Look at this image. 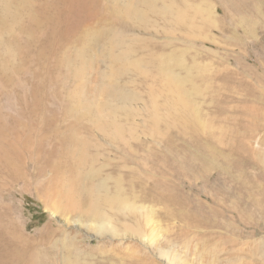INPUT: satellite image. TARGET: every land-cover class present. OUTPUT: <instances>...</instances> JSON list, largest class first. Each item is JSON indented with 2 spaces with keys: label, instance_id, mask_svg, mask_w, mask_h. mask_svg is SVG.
I'll return each instance as SVG.
<instances>
[{
  "label": "rangeland",
  "instance_id": "374dc122",
  "mask_svg": "<svg viewBox=\"0 0 264 264\" xmlns=\"http://www.w3.org/2000/svg\"><path fill=\"white\" fill-rule=\"evenodd\" d=\"M148 1L0 0V264H264V0Z\"/></svg>",
  "mask_w": 264,
  "mask_h": 264
},
{
  "label": "bare ground",
  "instance_id": "6f19581e",
  "mask_svg": "<svg viewBox=\"0 0 264 264\" xmlns=\"http://www.w3.org/2000/svg\"><path fill=\"white\" fill-rule=\"evenodd\" d=\"M145 3H149V1L148 0H143ZM135 7H134V4H131V3H129V4H127L126 6H125V10L127 11V12H129V11H133L134 13H136V9H134ZM183 17V16H182ZM178 18V17H177ZM181 18V14L179 15V19ZM183 19V18H182ZM182 19H180V20H182ZM114 38H115V40L114 41H112V43L110 44L112 47H111V49H113L117 44H119V42H121V41H119V39H118V35H116V37L114 36ZM117 38V39H116ZM113 39V38H112ZM111 39V40H112ZM110 49V50H111ZM112 58H113V60H115V61H118V62H121V63H124L125 64V62H127V60H126V56H125V53H119V54H115V55H113L112 56ZM169 87H171V86H169ZM66 185V184H65ZM73 188V187H72ZM74 192L76 193V191L75 190H72L71 189V187L69 186V185H67V186H65L64 187V191L62 192L63 193V196L65 197V200L67 201V203L68 204H75V202H76V197H75V195H74ZM107 200L108 199H105L104 200V197L99 193L98 194V196L96 197V200H95V202H94V207L95 208H98V206H100L103 202H107ZM78 201V200H77ZM81 201V200H80ZM79 202V201H78ZM81 204H82V202H81Z\"/></svg>",
  "mask_w": 264,
  "mask_h": 264
}]
</instances>
